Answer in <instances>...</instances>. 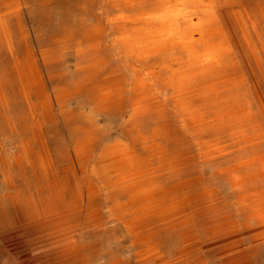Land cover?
I'll return each instance as SVG.
<instances>
[{
    "label": "bare ground",
    "instance_id": "bare-ground-1",
    "mask_svg": "<svg viewBox=\"0 0 264 264\" xmlns=\"http://www.w3.org/2000/svg\"><path fill=\"white\" fill-rule=\"evenodd\" d=\"M20 2L0 0V7ZM102 10L114 31L108 42L121 50L129 77L110 68L103 57L107 41L101 28L83 21L65 34L64 42L74 44L72 54L85 59L78 67L80 77L71 84L47 90L41 69L62 56L54 43L35 51L23 40L22 58L13 59L18 91L39 145L43 184L36 197L21 203L11 195L0 202V210L18 214L23 204L31 222L47 226L57 239L56 257L64 263L86 264L76 233L84 226L101 225L106 215L123 230L121 241L126 243V256L113 257L109 264H169L161 252L160 234L186 227V210L199 201L205 199L207 209L214 206V191L201 188L199 178L183 172L196 158L214 159L228 149L215 136L218 124H231V140L264 143V33L257 29L264 20V0H103ZM245 63L258 72L257 80L248 78ZM74 99L87 105L80 112L82 136L68 164L57 167L42 129L54 120L56 104ZM5 106L0 84V107ZM107 117L127 118L117 129L123 138L103 139L110 130L100 122ZM148 119L153 125L144 131ZM204 123L213 131L211 138L188 142L190 131L199 133ZM31 149L25 144L15 163L30 161ZM257 160L264 161V154ZM100 198L104 205H98ZM211 222L208 238L223 237L228 244L222 250L223 263L234 264L231 222ZM192 235H184L177 258L185 264H198L193 256L198 241Z\"/></svg>",
    "mask_w": 264,
    "mask_h": 264
},
{
    "label": "rangeland",
    "instance_id": "rangeland-1",
    "mask_svg": "<svg viewBox=\"0 0 264 264\" xmlns=\"http://www.w3.org/2000/svg\"><path fill=\"white\" fill-rule=\"evenodd\" d=\"M102 9L103 0H21L19 6L6 4L5 7H0V84L5 89L6 97V106L0 107V202L12 195L23 203L26 198L36 197V190L43 184V172L36 156L39 145L33 140L34 131L27 105L20 96L12 68L13 59L20 60L23 56L21 45L25 40L35 51L47 48L52 43L62 50L60 60L41 69L50 93L62 86V83L68 85L80 77L78 67L84 64L85 59L75 57L71 51L73 42L70 40L67 43L64 40L65 34L68 36L71 29L81 21L101 28L107 41L103 57L109 67L124 73L126 77L130 76L128 63L121 50L108 42L114 31L110 18ZM17 15L19 18L16 23ZM257 29L264 33V20L259 22ZM244 68L248 78L257 80L258 72L250 68L248 63L244 64ZM84 102L83 99H74L56 104L54 120L42 129L43 140L57 167L68 164L70 152L82 136L80 129L83 121L80 112L87 109ZM199 105L206 106L204 103ZM169 118L170 123L174 122L172 117ZM126 120V117L102 119L101 126L110 130L103 139L123 138L124 135L117 129ZM153 121L145 120L143 130L147 131ZM231 132V124L219 123L215 128V136L228 149L214 159L196 158L191 167L183 172L190 177L199 178L198 185L201 188L213 190L215 202L213 208L207 209V201H199V206L186 210V227L173 228L160 234L161 252L169 264H185L177 258L184 243V235L189 232L198 241V247L193 253L198 264H224L222 250L228 245L226 240L221 237L214 241L207 234L213 218L217 225L231 222L233 226L231 246L234 264H264V161L257 160L259 155L264 154V143L249 145L239 139L231 140ZM246 134L251 136L253 133L247 131ZM212 135L211 127L204 123L199 133L190 131L187 140H209ZM25 144H31L32 163L25 161L19 166L14 159L23 156ZM173 147L177 145L171 144V148ZM229 168L231 170L227 171ZM80 178L87 181L85 176ZM104 204V198H100L98 205ZM5 213L0 210V264H68L56 257L57 239L49 228L33 224L23 204L18 214L11 211ZM108 220L104 215V224L101 223L98 228L84 226L76 233L79 235L78 243L83 247L82 256L86 264H109L114 258L126 256V243L121 241L124 232Z\"/></svg>",
    "mask_w": 264,
    "mask_h": 264
}]
</instances>
